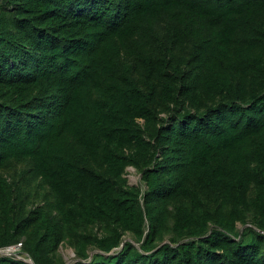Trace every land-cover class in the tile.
<instances>
[{"label":"trees","instance_id":"obj_1","mask_svg":"<svg viewBox=\"0 0 264 264\" xmlns=\"http://www.w3.org/2000/svg\"><path fill=\"white\" fill-rule=\"evenodd\" d=\"M66 240L73 264H264V0H0V248L60 264Z\"/></svg>","mask_w":264,"mask_h":264},{"label":"rangeland","instance_id":"obj_2","mask_svg":"<svg viewBox=\"0 0 264 264\" xmlns=\"http://www.w3.org/2000/svg\"><path fill=\"white\" fill-rule=\"evenodd\" d=\"M162 117L168 118L170 115L169 110H164L160 114ZM141 124H144V121H141ZM29 168V165L26 163H12L7 170H5V175H8L11 180L17 185H20L21 192L17 190L15 192L16 200L19 205L26 207L28 210L35 209L37 206H41L47 200L46 196H49V188L46 185L41 183V180L32 178L30 173H27L26 170ZM125 176L127 177L128 185L133 187H139L142 191L147 189L146 182L143 179L142 171L135 166H129L126 169ZM18 189V188H17ZM171 215L167 224V229L165 232V240L170 241L171 237L174 236L173 225H174V204L170 206ZM255 213L252 210L246 212L245 222L239 221L237 223V230L240 234H243L248 228L258 230L254 224ZM94 234L103 235L107 233V227L104 224L98 223L95 224L90 229ZM131 242L136 248L141 249V242L134 236L132 233H126L124 235V243ZM23 243L20 242L16 245H12L8 248H0V257L2 256H15L19 259L30 260L28 253L22 251ZM89 260H92L93 257L99 253L94 247H89ZM81 258L78 256V250L74 244L69 240L64 241L58 249L57 260L60 264H73ZM30 262V261H29Z\"/></svg>","mask_w":264,"mask_h":264},{"label":"water","instance_id":"obj_3","mask_svg":"<svg viewBox=\"0 0 264 264\" xmlns=\"http://www.w3.org/2000/svg\"><path fill=\"white\" fill-rule=\"evenodd\" d=\"M29 261H30V263L35 264L32 258H30Z\"/></svg>","mask_w":264,"mask_h":264}]
</instances>
